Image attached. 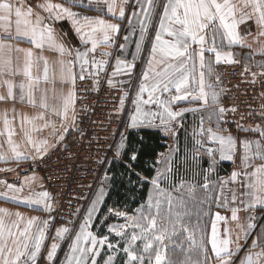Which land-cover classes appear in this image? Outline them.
<instances>
[{"label":"snow or ice","instance_id":"1","mask_svg":"<svg viewBox=\"0 0 264 264\" xmlns=\"http://www.w3.org/2000/svg\"><path fill=\"white\" fill-rule=\"evenodd\" d=\"M139 5V11H133L132 17L138 23L139 38L135 40L136 54H139L145 44V41L150 39V50L148 52L147 68L143 73L141 83L139 85V93L137 99L133 101L136 105V112L130 118L129 128L138 129L141 127L151 126L156 128L154 121L158 118L160 130L165 133L171 131L173 136L176 132L172 128V122L182 123L181 118L186 112H197L199 108H184L180 111H174L172 105L180 101L198 102L202 106H216L219 104L220 93L212 90L211 85L204 83L205 75L211 76L212 68L210 63L205 60V52L214 54L216 63L222 60L227 63H232L231 53L222 52L217 44V38L226 41L229 46L242 43V39L237 32L238 24L244 23L246 20L255 17V21L261 29L260 35L264 36V0H243V8H250L251 12L238 9L231 0H136ZM73 7H83V3H78L77 0H71ZM91 3V0H89ZM37 8L46 12L47 16H41L39 13H34L31 7L24 10L22 2L13 3L12 0H0V27L8 31L12 24V17L15 16V32L16 37H25L36 49L41 51L47 47L59 54V59L55 64L59 66V76L62 82H70L73 87L75 85L76 75L73 72V66L78 65L80 69V79L85 78L84 73L97 77L100 72L104 71L107 60H97L93 55L89 59V54L95 53L98 46L101 44L108 46L114 43L113 34H118L120 31L119 24L107 23L104 20H93L90 17L82 18L79 13L72 8L65 7L60 3H51L45 0L44 3L38 4ZM162 8V12H157V9ZM108 12L115 16V4H108ZM239 12V16L237 13ZM159 17V24L155 29L153 38L149 37V27L153 19V15ZM35 15V21L31 19ZM119 17L125 18V10L121 6ZM67 19L79 38L80 44L85 46L83 51L78 48H66L65 45L58 43L54 37V30L47 21L59 22ZM218 21V23H217ZM133 23L132 18H129V24ZM23 26V27H22ZM97 33H102V39L97 37ZM135 34V28L132 35ZM209 36L211 37V46H209ZM167 37V38H166ZM8 39L13 37L9 35ZM129 35H125L124 40L127 43ZM90 45V47H87ZM193 45L197 47L193 49ZM5 48L11 52L10 44L4 43L0 39V52ZM121 50L125 48V44L120 45ZM17 52L24 53L22 74L27 80V84L21 83L20 99L23 100L27 95L28 103L35 105L36 101L33 97V92L39 90L40 78H34L31 74V68L34 62L43 61L44 63V81L48 82L49 64L43 56L36 57L32 49H16ZM264 55V50L261 51ZM73 59L65 60V56ZM102 56H110L108 52L101 53ZM135 59V55H134ZM199 61V88H191V85L196 82V61ZM89 66L91 70H89ZM264 68V65H259ZM135 65L125 60L117 58L113 76L118 74L131 75ZM206 69V71H205ZM9 72L12 74L19 73L20 59L17 58L15 72H13L10 59L0 60V73ZM264 74V73H262ZM255 75V74H254ZM7 84V96L0 95V101L15 99L13 95V85L10 81H4ZM108 84L114 86V81L109 78ZM175 90V95H171L172 90ZM147 93L148 98L143 99V94ZM168 93L169 97L163 99V94ZM46 90L40 97L39 107L47 108ZM75 103L74 91H69L67 96L63 97L62 111L55 109L57 115L66 116L69 109ZM124 97H121V108H123ZM154 104L158 111L149 112L142 109V105ZM234 110V109H233ZM227 110L223 107H213L208 119L216 117L217 123L223 120ZM41 113L35 119H43ZM74 119V116H73ZM24 120L31 123L28 117ZM5 130L8 131V152L0 151V161L6 162L9 159L19 160L26 158L25 154L18 150L12 140V131L9 129L10 121L5 114L3 117ZM45 126H48L47 124ZM34 130L35 129V126ZM244 131H259V135L264 138V129L259 126L256 128H245ZM65 132L70 129L65 128ZM203 132V129H201ZM122 139L115 144L114 159L121 162V166L125 168L129 183H132V178L136 177L139 180H146V177H141L135 171L136 162L139 160L140 150L133 147L128 142V137L121 134ZM61 140L63 136L59 137ZM208 138L211 141H217L220 145L221 160H232V152L236 148V140L231 136L217 135L208 129ZM143 138L137 141L142 144ZM28 143L35 149L36 155L40 158L46 154L47 141H35L28 138ZM200 144V141H196ZM244 155L242 162L247 166L249 161V153L252 151V145L255 144V156L264 159L261 155V143L259 140L243 141ZM209 155H212V150H208ZM107 161V158H105ZM111 163L110 161H107ZM158 163H167V161H158ZM242 175L238 172H233L231 179L235 181L238 176ZM245 177H252L248 183L243 185L248 189L243 195L248 196L249 202L246 204V209H254L257 206H264V166L256 168L251 173H243ZM35 177H28L26 180H32ZM105 179H108L105 175ZM159 175L151 180L155 197L150 196L146 206L141 205L136 214L129 216L124 211L108 209V215H115L122 218L125 223L110 224L107 226L106 234L99 235L91 229L94 227V219H98L97 214L101 211V205L105 199L103 188L92 199L83 222L79 224V230L75 232L74 238L69 245V254L66 257L65 264H98L97 257L100 256L102 249L107 246L110 252H123L126 255L124 264H153L152 253L155 252V264H162L164 257L160 251V245L164 244L165 240H171L178 232L188 233L187 240L190 242L189 247L196 249L198 252L206 251L203 242H197L194 231H189V226L184 223L189 216L186 207V201L183 198V191L187 188L189 198H194V187H188L185 184L179 185L175 191L182 193L180 196H173L171 192H167L160 188ZM5 183L0 181V184ZM23 186V185H22ZM208 187L207 184L204 185ZM6 191L0 192V197L11 200L13 202L26 204L28 206H37L40 210L51 212L53 210L51 197L47 192H41L36 198L29 195L20 198L18 194L21 192V187H16L13 184H6ZM11 193V195H10ZM235 195L233 200H235ZM243 203V201H241ZM166 204V208L165 205ZM153 209L155 211H153ZM79 211V210H78ZM6 216H11L7 209H0V264H37V256L40 253L41 246L46 239V230L49 225V220L42 221L43 226L37 224V217H32L26 221L23 229L20 224L23 218L20 213H15L17 219L6 220ZM217 214L216 220H223ZM232 220H237V209H232ZM107 222V216L99 221L96 227H104ZM71 223V222H69ZM36 225L35 231L33 226ZM255 223H248L247 227L242 229L244 239H248L249 232L255 229ZM72 232V229L67 226L59 227L55 230V235L52 237V243L47 251L48 264H54L57 250L60 244L57 241H62ZM228 230L225 229V238H217V229L215 222L213 223L211 251L219 264H233L231 257L236 255L240 250L237 243L235 249H231L229 245L232 241L227 238ZM117 238L115 242L110 238L112 235ZM239 237H237V240ZM139 242V244H138ZM121 244L123 245L121 247ZM261 238L257 237L252 242V248L260 247ZM114 257L109 255L104 264H112ZM166 264H174L168 260ZM186 264H191L190 261ZM199 264V262H197ZM203 264H207V256ZM241 264H264V247H260V251L250 252L242 261Z\"/></svg>","mask_w":264,"mask_h":264},{"label":"crops","instance_id":"2","mask_svg":"<svg viewBox=\"0 0 264 264\" xmlns=\"http://www.w3.org/2000/svg\"><path fill=\"white\" fill-rule=\"evenodd\" d=\"M13 3L22 2L24 10H27L28 7L33 9L34 13H39L41 16H47L46 12L41 11L37 8L38 4H42L45 0H12ZM51 3H60L65 7L72 8L73 11L79 13L81 17V22H83L82 18L84 16L90 17L93 20H104L107 23L119 24L120 31L118 34H113L114 43L111 45L105 46L101 44L98 46L95 53L89 54V59L94 55L97 60L104 59L107 60L108 63L105 65L104 69H108L109 73L106 78V82L108 84L109 78L114 81V86L120 87L124 94L133 88V98L132 100L137 99V95L139 93V85L141 83V79L144 71L147 68V59L148 52L150 50V39L145 41L143 48L139 54H136L135 48V40L139 38V27L135 18L132 17L133 11H139V5L136 0H77L78 3H83V7H73L71 0H49ZM233 4L237 6L238 9L243 11L251 12L250 8H243V0H231ZM115 4V16L108 12V4ZM123 6L125 10V18L121 19L119 17V10ZM157 12H162V8L157 9ZM239 16V12L237 13ZM129 18H132L133 23L129 24ZM33 22L35 21V15L31 17ZM50 26L54 30V37L58 43L65 45L66 48H78L83 51L85 46L80 44L79 38L75 34V31L71 25V22L67 19H64L59 22L47 21ZM218 23V21H217ZM159 24L158 15L154 14L153 19L151 21L149 27V37L153 38L155 35V29ZM23 27V26H22ZM135 28V34L132 35L133 29ZM261 29L257 25L255 21V17L252 19L246 20L244 23L238 24L237 32L242 39L241 44H234L229 46L226 41H223V45L221 47V40L217 38L216 44L218 48L225 53H231V59L235 56L240 57L245 62H251L256 65H264V55L261 54V51L264 50V36L260 35ZM11 35L13 38L8 39L7 37ZM98 38L102 39V33L96 34ZM125 35H129V40L127 43L124 40ZM167 38V37H166ZM0 39L4 40V43L11 45V52L5 48L2 52H0V60L10 59L12 63L13 72H15L17 65V58L20 59V69L21 71L16 74L9 73L7 71L0 73V95L7 96V84L4 81H10L13 85L12 91L15 99L12 100H4L0 101V151L5 153L8 152V131L5 130L3 117L6 114L8 120L10 121L9 129L12 131V140L18 145V150L25 154L26 158H21L19 160L9 159L6 162L0 161V181H4L5 183L0 184V192L6 191V184H13L16 187H21V192L18 194L20 198L27 197L29 195L36 198L37 195L41 192H47L51 197L52 203V195L51 191L46 185L44 177L39 173L35 172L30 175L19 176L17 175L15 169L16 167L26 161L33 159H40L36 155L35 149L32 145L28 143V138L35 141L46 140L47 141V151L46 154L53 148L54 144L60 139V136L63 138H67L69 136V131L65 132L64 129H69L75 119V103L72 108L69 109V112L66 116L57 115L55 109H59L62 111L63 105V97L67 96L69 91H74L75 93V85L73 87L70 82H62L59 76V66L55 64V61L59 59V54L49 50L47 47L44 48L43 51L40 49L34 48V46L27 40L25 37H16L15 32V16L12 17V24L8 31H5L3 27H0ZM125 44V48L121 50L120 45ZM209 46H211V37L209 36ZM87 47H90L88 45ZM197 46L193 45V49ZM32 49L34 54V61L36 57L43 56L49 64V81L45 82L44 77V63L43 61L34 62L31 68V74L34 78H40L39 90H35L33 92V97L36 101L35 105L28 103L27 95L23 100L20 99V88L19 85L21 83L27 84L26 78L22 74L23 68V58L24 53L17 52L16 49ZM108 52L110 56H102L101 53ZM135 55V59H134ZM117 58L121 60H125L129 63H133L135 67L132 70L131 75L126 74H118L113 76V72L115 70L116 60ZM66 61L69 59L74 60V56L63 57ZM205 60L210 63L212 68L211 76L205 75L204 83L206 85L212 86V90H215L220 93L219 101L221 99V86L219 82V69L222 64L227 63L225 61H221L220 63H216L215 55L205 52ZM196 82L191 85V88H195L198 90L199 88V72L201 69L199 68V61H196ZM142 69L141 77L138 79L136 76L137 71ZM89 70H91L89 66ZM206 71V69H205ZM73 72L76 75V79L80 76V69L78 65L73 66ZM88 74V73H87ZM109 85V84H108ZM46 90L47 100L46 103L48 105L47 108L39 107L40 97L42 93ZM171 95H175V90H172ZM169 97L168 93L163 94L162 98L167 99ZM147 93L143 94V99H147ZM135 105V104H134ZM219 105V104H218ZM202 106L198 102L191 101H180L176 104L172 105V109L174 111H180L184 108H199L200 111L197 112H186L181 118L182 123L172 122V128L174 131L179 130V128L183 125V130L186 128L187 132H196L203 133V131L208 132V129H212L214 133L217 135L228 136L231 135L236 140V148L232 152V160H220L223 162V166L225 168V173L218 179L215 190H214V199H213V209L211 211L210 224H209V234H208V247H209V255H210V264H219L218 260L215 258L214 254L211 251V238H212V230L213 223L215 222L217 229V238L224 239L225 238V229L228 230L227 238H229L232 243L229 245L231 249H235L237 243L239 244L241 250L234 256L231 257L233 264H241V261L245 258L246 254L253 251H260V247H264V206H257L254 209H246V204L249 202V197L243 195L248 191L245 185L248 183L250 179H254L252 177H245L243 173L248 172L251 173L256 168L260 166H264V159H261L258 156H255L256 147L253 143L252 151L249 153V161L247 162V166L242 162V157L244 155V148L242 147L243 141H257L259 140L261 143V155L264 156V138L259 135V131H235L232 129H228L222 126L221 122L217 123L216 117L213 116L211 120L208 119L209 114L212 112V108L219 106ZM142 109L144 111L156 112L158 111L157 107L154 104L150 105H142ZM136 112V105L133 109L129 111V115L126 119L124 132L125 136L132 130H138L141 128H152L157 131L162 127L160 125V121L157 118L154 121V124L157 125L156 128L151 126L141 127L138 129L129 128L130 118ZM41 113H43V119H35ZM74 116V119H73ZM24 117H28L31 120V123L24 120ZM48 126H45V125ZM35 129L34 130V127ZM259 126L261 129H264V118L261 123L252 127L256 128ZM249 128V127H247ZM178 132V131H177ZM169 133L172 134L171 131ZM164 136V134H162ZM209 139V138H208ZM209 142L212 144L210 147L215 154L220 157V145L217 141ZM165 143V142H164ZM166 144V143H165ZM173 144L172 140L167 143L164 151H160L157 154V157L153 161L152 168L154 169V174L151 178H148L142 174L141 177H146V182H151L153 178L158 175V170L160 166L164 163H158L161 160V157L170 150L171 145ZM44 154L43 157L46 155ZM241 173L242 175L238 176L235 181L231 179L233 172ZM28 177H35L32 180H26ZM23 185V186H22ZM11 195V193H10ZM235 195L236 199L233 200V196ZM243 201V203H241ZM237 209V220H232V209ZM0 209H7L8 213L11 216H6V220H15L17 217L15 213H20V216L23 218V222L20 224V228L23 229L26 221L32 217H37V224L43 226L42 221L48 219L49 225L51 221V212H46L40 210L37 206H28L26 204L13 202L11 200L0 197ZM217 214L221 217H224L223 220H216ZM255 223L257 227L255 229L250 230L248 239H244L242 229L247 227L248 223ZM49 225L46 230V239L41 246L40 253L37 256V260L43 256L47 257V251L51 245L52 237L55 235L54 232L49 233ZM36 225L33 226V231H35ZM51 234V235H50ZM237 237L239 239L237 240ZM257 237L261 238L260 247L256 249L252 248L253 240H256ZM60 246L62 245V241H57ZM30 264V262H29Z\"/></svg>","mask_w":264,"mask_h":264},{"label":"built area","instance_id":"3","mask_svg":"<svg viewBox=\"0 0 264 264\" xmlns=\"http://www.w3.org/2000/svg\"><path fill=\"white\" fill-rule=\"evenodd\" d=\"M232 61L221 65L219 107L227 110L224 126L240 131L264 118V68L238 56ZM108 73L104 69L97 77L87 73L83 80L77 77L75 119L69 136L59 139L44 157L16 169L19 176L39 172L44 177L52 195V224L57 228L74 229L78 224L135 106L133 88L124 94L120 87L108 85Z\"/></svg>","mask_w":264,"mask_h":264},{"label":"rangeland","instance_id":"4","mask_svg":"<svg viewBox=\"0 0 264 264\" xmlns=\"http://www.w3.org/2000/svg\"><path fill=\"white\" fill-rule=\"evenodd\" d=\"M142 72V69L137 71L136 76L138 77V79L141 77ZM220 72L221 67L219 69V74ZM220 122L222 126H224L223 121L221 120ZM182 127L183 125L179 128V130L175 131L177 133L176 136H173L169 132L162 133L160 131L161 135L164 134V136L162 135V137L164 138V142L167 144L172 140L173 144L171 145L170 150L167 152V154L161 157L160 161L166 160L167 163L162 164L158 170V175L160 177L159 184L161 189L167 192H171L173 196L182 195V193L175 191V189L182 183L188 187L195 186L194 198H189V196L187 195V188H185L183 191V198L187 202L186 207L189 212V216L185 219L184 223L189 226L190 232L194 231L197 242H203L206 251L198 252L196 249L190 248V242L187 240L188 233L178 232V234L172 237L171 240L166 239L164 244L160 245V251L162 256L164 257L162 264H166L168 260L173 261L174 264H186V262L188 261H190L191 264H197V262H199V264H203L205 255L207 256V264H210L208 234L211 211L213 209L214 190L219 179L218 175L225 173V168L223 166V162L220 160V157L215 154V152L210 148L212 144L209 142L208 132L203 131V133H188L186 128L183 130ZM122 134H124L125 136L126 133L123 131ZM121 139L122 136H120L117 143H119ZM197 140L200 141V144L196 143ZM209 149L212 150V155H209ZM114 155L115 151L112 157L109 159L111 163L114 161H119L114 159ZM111 163H107L106 168L101 174L90 200L84 207L83 214L81 215L78 224L74 229H72V232L68 236H66L64 240H62V245L57 250L54 264H65L66 257L69 254V245L71 244V240L72 238H74L75 232L79 230V224L83 222L92 199L95 198L96 194L100 191L101 188H103L105 192V197L107 196L112 177L109 173ZM205 167H207V169H205ZM105 175H107L108 179H105ZM205 184L208 185L207 188L204 187ZM149 185L150 186L146 200L143 204H141L144 206L147 205L150 196L155 197L156 195L151 182L149 183ZM141 205L135 208L132 212H128L126 208L120 209L114 206L103 208V202V204L101 205V211L97 214L98 219H94L93 221L94 227L91 229V231H93L94 233H98L99 235H105L108 225L125 223L122 218H118L115 215L109 216V208H112L113 210L124 211L129 216H131L136 214ZM164 206L165 208L167 207L166 204ZM153 211L155 210L153 209ZM106 216L107 222L104 227H96L95 225H98L99 221L104 219ZM56 228L57 227L52 224L51 214L49 233L52 234ZM110 238L113 240V242H115V240L117 239L114 234ZM122 246L123 245L121 244V247ZM109 255H112L114 257L112 264H124V261L127 258L122 251L115 253L110 252L107 249V246H105L102 249L100 256L97 257L98 264H104V260H106ZM152 262L153 264H155V252L152 253ZM37 264H48V261L46 258L41 256V258L37 260Z\"/></svg>","mask_w":264,"mask_h":264},{"label":"trees","instance_id":"5","mask_svg":"<svg viewBox=\"0 0 264 264\" xmlns=\"http://www.w3.org/2000/svg\"><path fill=\"white\" fill-rule=\"evenodd\" d=\"M128 142L138 150H140L139 160L136 162L135 171L148 178L154 174L152 163L157 157L158 152L164 151L166 145L161 133L152 128H141L132 130L128 133ZM143 138L142 144H138ZM109 173L111 174L110 188L104 200V207L114 206L120 209L126 208L128 212H132L146 200L149 183L132 178L129 183V177L120 161H114L110 164Z\"/></svg>","mask_w":264,"mask_h":264},{"label":"water","instance_id":"6","mask_svg":"<svg viewBox=\"0 0 264 264\" xmlns=\"http://www.w3.org/2000/svg\"><path fill=\"white\" fill-rule=\"evenodd\" d=\"M248 254H249V252L246 254V256H247ZM246 256H245V257H246Z\"/></svg>","mask_w":264,"mask_h":264}]
</instances>
